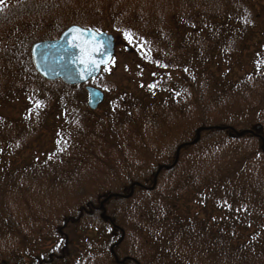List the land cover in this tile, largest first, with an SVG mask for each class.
<instances>
[{"label": "trees", "instance_id": "16d2710c", "mask_svg": "<svg viewBox=\"0 0 264 264\" xmlns=\"http://www.w3.org/2000/svg\"><path fill=\"white\" fill-rule=\"evenodd\" d=\"M72 25L132 50L99 120L32 65ZM263 141L264 0H0V264H264Z\"/></svg>", "mask_w": 264, "mask_h": 264}, {"label": "water", "instance_id": "95a60500", "mask_svg": "<svg viewBox=\"0 0 264 264\" xmlns=\"http://www.w3.org/2000/svg\"><path fill=\"white\" fill-rule=\"evenodd\" d=\"M115 53V38L107 33L68 28L59 39L35 44L31 49L36 72L47 81L61 80L68 86H78L97 78ZM88 107L95 111L104 102V93L86 87ZM199 139L195 140V143Z\"/></svg>", "mask_w": 264, "mask_h": 264}, {"label": "rangeland", "instance_id": "374dc122", "mask_svg": "<svg viewBox=\"0 0 264 264\" xmlns=\"http://www.w3.org/2000/svg\"><path fill=\"white\" fill-rule=\"evenodd\" d=\"M80 2L81 3H79L78 6H77L76 13L77 14H79V13L83 14L82 11L85 10V11H88V15L91 16L94 13L93 10L90 7L87 8V6H85L83 4L84 2H82V1H80ZM116 37L118 38V41H121L120 37H118V36H116ZM126 46L127 45L121 44L117 48V55H116V59L114 61V66H117L118 75H119V77L121 79V83L122 84L123 83L124 84L128 83L127 78L131 76L133 71H135V67H128L127 69H126L125 66L122 67V65H124L127 62V54L128 53L126 52ZM127 64H131V62H127ZM244 66H246V65H244ZM112 72H113V63H112V65H110L106 69L105 73H102V74H104V76H109ZM105 94H106V102L107 103H105L103 107H101L99 110L96 111L97 114L92 116L93 118H95L97 120H99V118L104 116L108 112V110L110 111L112 109V106L113 107L117 106L116 105V103H117L116 96L111 94V93L107 94L106 92H105ZM113 96H114V98H113ZM83 99L87 103V101H88L87 94H85L83 96ZM4 113L9 114V111L5 110ZM182 132H183V130H182ZM174 135L175 136L169 137L168 139H166V141H163L159 145L156 146L157 149L160 150L159 155H160V157L162 159H164L166 157H169L172 160L174 158L173 155L170 152V149H171L172 145L174 144L176 139H183L184 138L183 136H180L181 134L178 133V132L176 134H174ZM51 140L52 139H46V141H44V144H45V148L44 149H46L47 147H49L51 145V142H52ZM111 187L112 186H110V188ZM85 227L86 226H80V227L77 228L76 235L78 237L84 236V234L88 232ZM92 232H93V236H92V240L91 241L93 243H95V245H97V243L99 242L100 234L97 231H92ZM0 249H2L1 246H0ZM3 251L5 252V248H3Z\"/></svg>", "mask_w": 264, "mask_h": 264}]
</instances>
